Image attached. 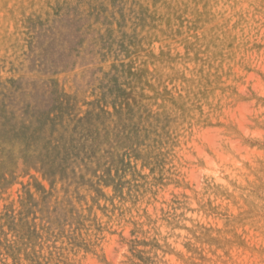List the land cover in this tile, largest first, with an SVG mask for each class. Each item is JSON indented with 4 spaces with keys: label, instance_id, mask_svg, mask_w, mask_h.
I'll return each mask as SVG.
<instances>
[{
    "label": "rangeland",
    "instance_id": "obj_1",
    "mask_svg": "<svg viewBox=\"0 0 264 264\" xmlns=\"http://www.w3.org/2000/svg\"><path fill=\"white\" fill-rule=\"evenodd\" d=\"M0 264H264V0H0Z\"/></svg>",
    "mask_w": 264,
    "mask_h": 264
}]
</instances>
